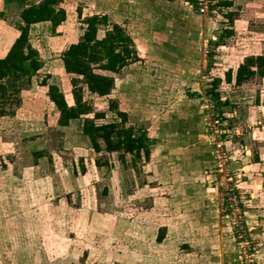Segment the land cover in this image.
I'll return each mask as SVG.
<instances>
[{
    "label": "rangeland",
    "instance_id": "374dc122",
    "mask_svg": "<svg viewBox=\"0 0 264 264\" xmlns=\"http://www.w3.org/2000/svg\"><path fill=\"white\" fill-rule=\"evenodd\" d=\"M210 1L203 14L196 0H59L67 18L55 33L31 27L43 68L0 97V264H242L247 243L264 264V78L221 83V104L210 91L241 59L264 55V0ZM22 8L0 21V58ZM93 15L126 28L135 58L111 95L84 88L94 112L63 127L48 84L73 103L61 57ZM216 120L226 123L219 157L207 132ZM108 123L145 131L150 161L101 139L97 150L91 136Z\"/></svg>",
    "mask_w": 264,
    "mask_h": 264
},
{
    "label": "trees",
    "instance_id": "16d2710c",
    "mask_svg": "<svg viewBox=\"0 0 264 264\" xmlns=\"http://www.w3.org/2000/svg\"><path fill=\"white\" fill-rule=\"evenodd\" d=\"M11 1V0H10ZM13 1V0H12ZM23 8L20 13L21 23L18 26L19 36L14 41L8 53L0 58V97L6 96L8 88H15L23 80V87L32 82L34 76L43 68V61L39 51L33 47L30 40V30L35 24L50 23L55 33L66 20V10L59 8V0H44L38 5H25L26 0H16ZM229 4V3H225ZM5 18V11L0 9V21ZM86 28L80 40L71 44L63 53L61 59L68 75H73L74 105L69 106L65 95L54 84H48V97L60 114V126H68L72 121L81 119L94 112L92 105L84 101V88L91 94L107 97L115 89V76L129 63L133 62L136 54L132 38L126 34L119 24H110L107 15H93L85 19ZM104 31V37L99 33ZM226 81L233 82V73L228 71ZM264 78V55L251 56L240 62L235 82L242 84L253 77ZM6 81V83H3ZM222 80L216 78L211 85L212 98L221 104L218 93ZM46 85V83H45ZM114 101L109 102L110 110H117ZM4 111H0V116ZM121 124L127 123L126 113L118 112ZM98 115H96L97 117ZM116 135L117 140L112 141ZM97 145L103 140L105 150L134 155L135 158L150 159L149 139L145 131L135 135L133 127H121L117 123L96 126L91 136ZM124 154H122L123 156Z\"/></svg>",
    "mask_w": 264,
    "mask_h": 264
},
{
    "label": "built area",
    "instance_id": "2783aa9c",
    "mask_svg": "<svg viewBox=\"0 0 264 264\" xmlns=\"http://www.w3.org/2000/svg\"><path fill=\"white\" fill-rule=\"evenodd\" d=\"M210 0H196V5L198 6V9L201 13L207 14L210 6ZM226 123L224 121L219 122V120H216L213 124V130L212 133L209 131L208 132V139L210 138L213 140L214 146L216 147L215 153L218 154V157L220 156L221 150L224 146L222 142L217 141V137L221 135V137L225 134L224 126ZM210 133V134H209ZM221 140V139H219ZM241 239L243 237H240ZM244 257L246 258L245 260H242V264H255V259L253 255V248L250 247V244L247 243V248L245 249L244 252ZM243 257V258H244Z\"/></svg>",
    "mask_w": 264,
    "mask_h": 264
},
{
    "label": "crops",
    "instance_id": "0c3cea01",
    "mask_svg": "<svg viewBox=\"0 0 264 264\" xmlns=\"http://www.w3.org/2000/svg\"><path fill=\"white\" fill-rule=\"evenodd\" d=\"M224 5L225 6H227V7H230L231 6V3H229V4H225L224 3ZM232 19H231V21H233L234 23L235 22H237L238 20H239V16L240 15H238V14H232ZM117 24H119V23H117ZM119 25H121V24H119ZM123 28H124V30H125V32H126V34H128L131 38H132V40H133V42H134V39H133V37L131 36V34H129V32L126 30V28L123 26V25H121ZM78 42V41H77ZM76 42V43H77ZM74 44V43H73ZM251 56H261V55H251ZM251 56H247V57H251ZM247 57H245V58H247ZM244 58V59H245ZM244 59H241L239 62H238V65H237V69H238V66H239V64H240V62L241 61H243ZM127 67V66H126ZM125 67V68H126ZM124 68V69H125ZM237 69H236V71H234V70H232V69H230L231 71H232V73H233V82H231V83H228L227 81H226V76L225 77H223L222 75H220V77H217V78H220L221 80H222V84H230V85H232V84H235V85H237V86H242V84H244V83H247V82H249V81H251V79H254V77L253 78H251V79H249V80H246L245 82H243L242 84H237L236 82H235V80H234V78H235V75H236V72H237ZM230 70H228V71H230ZM227 71V72H228ZM226 72V73H227ZM121 73V72H120ZM119 73V74H120ZM226 73H224V75L226 74ZM116 75H118V74H116ZM72 76V75H71ZM115 76V75H114ZM214 79H216V78H214ZM213 79V80H214ZM115 80H116V77H115ZM213 80H212V82H213ZM116 84H117V80H116ZM116 84H115V87H116ZM54 85H56V86H58L59 87V85H57V84H54ZM60 88V87H59ZM60 90H61V88H60ZM61 92L63 93V91L61 90ZM64 94V93H63ZM65 95V94H64ZM66 98V97H65ZM66 101H67V99H66ZM67 103H68V101H67ZM68 105L69 106H73L74 105V101H73V103L72 104H69L68 103ZM124 113V112H123ZM127 117H128V115H127ZM147 137H149L148 135H147ZM149 139V138H148ZM150 148V147H149ZM150 151H151V149H150ZM150 158H151V154H150ZM145 162L144 163H148V161H150V159L148 160V161H146V160H144Z\"/></svg>",
    "mask_w": 264,
    "mask_h": 264
},
{
    "label": "flooded vegetation",
    "instance_id": "af4514ba",
    "mask_svg": "<svg viewBox=\"0 0 264 264\" xmlns=\"http://www.w3.org/2000/svg\"><path fill=\"white\" fill-rule=\"evenodd\" d=\"M13 5H20L19 3H17L16 0H0V9L1 10H7L9 7L13 6Z\"/></svg>",
    "mask_w": 264,
    "mask_h": 264
}]
</instances>
